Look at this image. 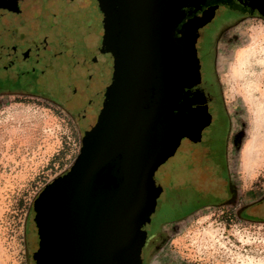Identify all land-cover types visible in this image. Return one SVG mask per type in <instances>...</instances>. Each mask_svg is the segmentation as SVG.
<instances>
[{
  "label": "water",
  "instance_id": "1",
  "mask_svg": "<svg viewBox=\"0 0 264 264\" xmlns=\"http://www.w3.org/2000/svg\"><path fill=\"white\" fill-rule=\"evenodd\" d=\"M188 1L94 0L100 41L93 47L91 1L63 0L69 21L58 34L67 50L60 80L64 103L78 116L80 150L33 200L30 264H145L153 232L144 226L163 192L153 175L210 117L172 114L183 86L200 78L197 30L212 18L206 10L175 36ZM248 1L264 12V0ZM179 183L172 189L188 205Z\"/></svg>",
  "mask_w": 264,
  "mask_h": 264
},
{
  "label": "rangeland",
  "instance_id": "2",
  "mask_svg": "<svg viewBox=\"0 0 264 264\" xmlns=\"http://www.w3.org/2000/svg\"><path fill=\"white\" fill-rule=\"evenodd\" d=\"M88 1L90 11L85 10V15L94 17L95 33L87 40L94 47L100 41V17L94 0ZM64 20L66 26L69 19ZM58 32L59 28L53 33V44ZM1 35L5 36L2 27L0 44ZM250 51L254 53L242 65V56ZM214 67L229 117L231 182L242 201L255 200L264 193V19L244 20L215 42ZM248 80L256 88L251 95L246 91ZM72 113L65 104L47 99L0 95V264H30L31 241L26 230L33 200L45 184L71 166L80 150L79 127ZM183 145L153 175L163 192L144 227L153 232L150 240L162 230L166 238L161 247L146 245V264H264V221L234 219L229 234L222 233L223 223H216L222 219L211 215L224 208H206L183 217L197 201L194 193L188 205L180 206L182 194L172 189L176 183L189 181Z\"/></svg>",
  "mask_w": 264,
  "mask_h": 264
},
{
  "label": "flooded vegetation",
  "instance_id": "3",
  "mask_svg": "<svg viewBox=\"0 0 264 264\" xmlns=\"http://www.w3.org/2000/svg\"><path fill=\"white\" fill-rule=\"evenodd\" d=\"M0 3L4 5L0 8V27L5 31V36L1 35L0 44V95L22 94L65 104L60 79L67 52L64 49L66 45L57 34L56 42L53 44L52 41L53 33L59 28V34L65 26L63 0H0ZM206 10L211 11L212 18L197 30L195 44L200 78L183 86L172 114L174 117L189 115L194 120L200 116L204 118L207 113L210 117L200 135L181 140L180 145L183 142L188 153L186 164L190 177L188 183H179L176 189H187L189 200L194 193L197 197L196 204L183 217L206 208H224L211 215L222 219L219 222L214 219L218 224L223 223L222 233L232 234L230 222L234 219L246 222L264 221V193L255 200L244 202L236 184L231 182L227 163L229 117L221 99L214 67L215 42L244 20L264 19V12L259 11L248 0H189L181 8L175 36L180 35L183 23ZM6 17L9 18L8 23L5 21ZM88 58L91 55L85 59L89 63ZM72 112L79 127L78 116L73 110ZM198 169L202 171L199 172ZM209 170L212 171V176ZM165 238L162 230L156 238H148L144 248L146 245L161 247Z\"/></svg>",
  "mask_w": 264,
  "mask_h": 264
},
{
  "label": "bare ground",
  "instance_id": "4",
  "mask_svg": "<svg viewBox=\"0 0 264 264\" xmlns=\"http://www.w3.org/2000/svg\"><path fill=\"white\" fill-rule=\"evenodd\" d=\"M254 52H249V53H247V54H244L243 56H242V58H241V62H242V65H244L245 63H246V61H247V58L249 57V56H251L252 54H253ZM255 59V58H254ZM263 59V58H262ZM251 60V59H250ZM251 63V62H250ZM242 67V66H241ZM240 71H241V68H240ZM244 74H245V70H243L242 71V75L241 76H243L244 77ZM253 75H254V73H253ZM251 77V76H250ZM249 81V82H248ZM247 81V83H246V91H247V94H249V95H251L252 94V92L256 89L255 88V86H254V84L252 83V81L251 80H248ZM253 82H255L254 80H253ZM255 96V95H254ZM253 96V97H254ZM253 101V100H252ZM253 107V106H252ZM255 110V109H254ZM260 132V131H259ZM252 147L251 148H253L254 147V145H251ZM252 154V153H251Z\"/></svg>",
  "mask_w": 264,
  "mask_h": 264
},
{
  "label": "trees",
  "instance_id": "5",
  "mask_svg": "<svg viewBox=\"0 0 264 264\" xmlns=\"http://www.w3.org/2000/svg\"><path fill=\"white\" fill-rule=\"evenodd\" d=\"M52 101V100H51ZM54 103H57L56 101H54ZM57 104H59V103H57Z\"/></svg>",
  "mask_w": 264,
  "mask_h": 264
}]
</instances>
